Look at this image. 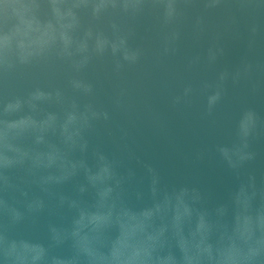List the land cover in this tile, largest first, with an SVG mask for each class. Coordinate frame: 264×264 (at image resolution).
<instances>
[{
	"label": "clouds",
	"instance_id": "obj_1",
	"mask_svg": "<svg viewBox=\"0 0 264 264\" xmlns=\"http://www.w3.org/2000/svg\"><path fill=\"white\" fill-rule=\"evenodd\" d=\"M226 2L27 0L23 6L38 23L37 33L18 14L19 0H3L0 85L7 90L22 73L48 62L69 69L66 87L33 86L0 100L3 264H264V179L246 171L259 155L253 143L264 142V123H258L253 111L241 114L230 144L212 150L237 180L228 198L212 206L198 187L165 185L151 163L143 164L144 178L138 181L131 166L138 156L128 128L119 127L116 135L109 131L116 145L111 154L93 144L101 126L110 128L114 113L127 117V107L123 91L113 94L110 108L105 106L97 85L85 75L90 65L111 57L117 74L137 65L144 50L131 42L139 29L152 26L158 31L161 54L177 55L185 26L199 37L205 31L204 15ZM49 33L55 39L46 38ZM219 51L211 45L203 56L190 57L187 67H211ZM252 67L244 58L232 72L218 73L215 83L202 81L199 88L189 83L170 98V107L182 111L199 91L205 96L203 116L211 117L226 80L238 83ZM45 123L58 136L60 149L57 161L47 166L37 162L35 145L37 126ZM209 155L208 149H201L195 159ZM67 184L72 185L71 193L65 191ZM146 200V206H136ZM103 207L150 222L83 225L86 215H96ZM181 209L191 210L183 223L178 222ZM44 217L48 221L43 240L32 239L27 233L38 230ZM205 218L208 226L201 232Z\"/></svg>",
	"mask_w": 264,
	"mask_h": 264
},
{
	"label": "water",
	"instance_id": "obj_2",
	"mask_svg": "<svg viewBox=\"0 0 264 264\" xmlns=\"http://www.w3.org/2000/svg\"><path fill=\"white\" fill-rule=\"evenodd\" d=\"M26 2L19 0L18 14L39 33L38 23L23 6ZM204 27L205 31L197 37L191 26L186 25L179 43L180 51L171 56L161 54V41L154 26L151 30L141 28L131 42L134 47L144 50L137 65L126 66L117 74L111 57H105L95 60L85 75L97 85L106 107H111L109 100L113 94L121 91L125 93L123 100L127 107V117L114 113L110 128L101 126L93 137V144L111 154L116 149L113 135L118 134L117 129L121 126L128 128L138 156V161L131 165L136 168L138 181L144 178L143 164L151 163L160 171L165 185L198 187L207 194L212 206L226 200L237 184L236 178L212 152L214 146L230 144L235 139L236 124L247 110L256 114L258 123H264V0H227L220 9L204 15ZM253 29H256L255 33ZM46 38L55 39V35L49 33ZM211 45L220 50L216 63L189 70L188 59L203 56ZM244 58L252 64V70L238 83H233L231 77L226 80L222 99L211 117L203 116L205 96L199 91L192 97L190 106L182 111L170 107V98L181 93L187 84L199 88L202 81L215 83L218 73L232 72ZM68 76L69 69L61 62L37 65L18 76L7 90L0 85V100L5 95L18 94L33 86L46 90L66 87ZM18 127L11 126L12 129ZM109 131L113 135H109ZM8 135L6 130L5 137ZM58 142V136L53 134L49 124L37 126L35 145L40 165L57 161ZM252 147L259 155L246 171L264 179V142L257 140ZM201 149H208L210 155L198 161L195 154ZM78 156V153L74 154V158ZM65 191L71 193L72 185H65ZM148 203L146 200L136 206L144 207ZM190 215L191 210L181 209L178 222L183 223ZM161 219L165 217L162 215ZM112 220L122 224L150 222V218H133L124 213L115 215L113 209L103 207L96 215H86L82 223L87 226ZM47 221V217L42 218L38 230L27 234L32 239L43 240ZM207 226L205 218L200 223V231L204 232ZM0 264H3L2 260Z\"/></svg>",
	"mask_w": 264,
	"mask_h": 264
}]
</instances>
